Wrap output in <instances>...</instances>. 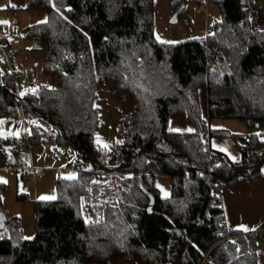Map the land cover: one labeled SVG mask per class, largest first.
<instances>
[{"label":"trees","instance_id":"16d2710c","mask_svg":"<svg viewBox=\"0 0 264 264\" xmlns=\"http://www.w3.org/2000/svg\"><path fill=\"white\" fill-rule=\"evenodd\" d=\"M154 1L26 0V11L45 13L23 32L37 43L45 81L19 96L0 53V129L8 122L25 128L24 117L46 124L84 169L74 179H55L54 200L34 202L30 240L19 218L5 212L0 183V264H259L255 234L234 231V239L224 240L216 193L264 176V134L237 137L210 129L208 120L264 123V5L195 0L215 6L219 20L206 27V37L173 44L154 36ZM186 1L168 0L174 18ZM102 94L118 115L112 163L94 140ZM174 118L190 131H171ZM44 135L32 124L29 137L26 131L12 143L17 151L25 144L18 153L27 154ZM213 136L236 141L240 161L211 150ZM4 143L0 138V150ZM158 175L170 178L166 198Z\"/></svg>","mask_w":264,"mask_h":264},{"label":"rangeland","instance_id":"374dc122","mask_svg":"<svg viewBox=\"0 0 264 264\" xmlns=\"http://www.w3.org/2000/svg\"><path fill=\"white\" fill-rule=\"evenodd\" d=\"M194 1H186L184 14L176 16L175 22H172L174 17L170 11L168 0L154 1V36L157 41L163 40L175 44L187 39L206 37V27L219 20V12L211 4L199 7ZM256 3L257 6H262L264 0H256ZM183 18L188 20L189 26H184ZM44 20V12L32 14L16 10V13L12 14L0 9V22H6L0 23V32L6 39L1 43V47L7 52H12L11 69L18 72L20 76V81L16 84L19 96L24 92L32 91L45 81L44 77L40 75L41 55L35 50L37 43L22 36V29L25 30L26 27ZM157 36L160 40L157 39ZM7 68L6 64L5 69ZM98 99L100 119L99 129L94 140L98 147L109 152L112 163L111 147L118 115L115 112V103L108 96L102 94ZM24 120L28 137L32 124L39 126L45 135L40 139V142L30 144L27 154H21L17 151L19 144L13 145L12 139H18L23 134V123L21 125L9 124L5 131L0 129V138L5 140L0 150V183L5 186L2 196L5 212L9 217L19 218L23 238L30 240L35 233L34 202L54 200L56 198L55 179L71 180L76 177L77 172H72L67 168L69 164H74L76 161L74 152L68 146H57L50 126L35 121L30 122L25 117ZM0 126L3 125L0 123ZM260 128L264 131L262 126L253 129V131L258 132ZM97 138H99V143ZM104 144H107L108 147L104 148ZM23 145L26 148L25 144ZM56 171L60 174L58 177L55 174ZM260 171L264 174V163L261 165ZM156 187L162 198L168 197L170 195V178L158 175ZM222 188L216 193L220 203ZM227 229L229 228L227 227ZM257 232L243 234H255L257 251L260 253L259 264H264V233Z\"/></svg>","mask_w":264,"mask_h":264},{"label":"crops","instance_id":"0c3cea01","mask_svg":"<svg viewBox=\"0 0 264 264\" xmlns=\"http://www.w3.org/2000/svg\"><path fill=\"white\" fill-rule=\"evenodd\" d=\"M12 4H15L16 7H12ZM25 5L26 0H0L1 10L10 12L12 14H15L16 10H22L32 14L35 13L26 11ZM22 31L24 32L23 29ZM3 38L5 39L4 36ZM199 99L202 114L205 119H209L205 89L199 90ZM0 121H2L1 116ZM208 122L210 129L217 131H226L237 137H245L253 133L264 134V131H262L261 128L260 130H258V132L253 131V129L259 128L261 126L262 128H264V123L257 127H251L244 122L233 119L213 118L209 119ZM9 124L21 125V123L18 122H8L5 124V128L2 131H5ZM22 127L23 133L26 132V127L24 128L23 125ZM169 129L173 132H187L190 131V125L185 121L174 118L169 122ZM207 142L211 150L219 152L230 162L238 163L240 161L241 154L239 151V147L236 141H234L231 137L213 136L209 137ZM221 197V209L226 229L228 227L229 230L232 231V233L234 231L240 232L242 234L245 232L248 233L253 231H258L257 233H264V231L259 232L258 230L261 226L264 225V176L252 181L239 183L237 185L223 186L221 190ZM244 229L248 230L245 231ZM119 264H145V262L122 260L119 262Z\"/></svg>","mask_w":264,"mask_h":264},{"label":"built area","instance_id":"2783aa9c","mask_svg":"<svg viewBox=\"0 0 264 264\" xmlns=\"http://www.w3.org/2000/svg\"><path fill=\"white\" fill-rule=\"evenodd\" d=\"M184 23H185V25L187 24L186 21H184ZM1 41H2V36L0 35V53H2V55L4 56L6 62L9 63V66H11L12 63L10 61V57H11L12 53L11 52H7L6 50H4L1 47ZM4 72H9L14 77V82H16V83L19 82V77L16 75L15 72H13L10 69V67H8L7 69H5ZM1 124L4 125V123H1ZM18 151L19 152H22V151L25 152L26 149L24 147H20V148H18ZM213 161H214V163H218L219 162L218 157L217 156H214L213 157ZM67 168H69L70 171H72V172H80V171H82L84 169V166H83V164L80 161L76 160L74 164L69 165ZM55 174L57 175V177L60 175L58 171H56ZM97 181L100 182L101 181V178L99 177V179ZM262 231H264V225L261 226L260 229H259V232H262ZM235 237L236 236L233 235V233H232L231 230L225 229V233H224V236H223L224 240H227V239L228 240H232Z\"/></svg>","mask_w":264,"mask_h":264},{"label":"snow or ice","instance_id":"6c2138e0","mask_svg":"<svg viewBox=\"0 0 264 264\" xmlns=\"http://www.w3.org/2000/svg\"><path fill=\"white\" fill-rule=\"evenodd\" d=\"M11 6L14 7V8L16 7L15 4H12ZM0 23H6V22H0ZM157 39L160 40L159 36H157ZM160 42H161V43H169V42H167V41H163V40H160ZM0 123H3V122L0 121ZM97 140H98V143H99V138H97ZM103 147H104V148H107L108 145H107V144H104ZM222 150H223V149H222ZM45 199H47V198H45ZM244 230L247 231L248 229H244Z\"/></svg>","mask_w":264,"mask_h":264},{"label":"water","instance_id":"95a60500","mask_svg":"<svg viewBox=\"0 0 264 264\" xmlns=\"http://www.w3.org/2000/svg\"><path fill=\"white\" fill-rule=\"evenodd\" d=\"M176 21V18H174L173 20H172V22H175ZM1 220H2V218L0 217V223H1Z\"/></svg>","mask_w":264,"mask_h":264}]
</instances>
